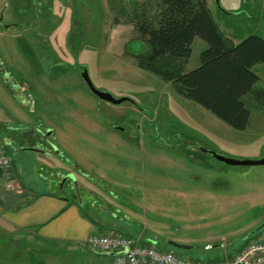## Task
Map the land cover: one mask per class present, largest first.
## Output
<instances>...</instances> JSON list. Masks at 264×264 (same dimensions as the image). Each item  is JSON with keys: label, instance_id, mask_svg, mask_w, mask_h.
Wrapping results in <instances>:
<instances>
[{"label": "rangeland", "instance_id": "obj_1", "mask_svg": "<svg viewBox=\"0 0 264 264\" xmlns=\"http://www.w3.org/2000/svg\"><path fill=\"white\" fill-rule=\"evenodd\" d=\"M30 1L0 0L2 23L27 25L0 28V145L18 180L35 190L50 185L71 198L90 196L81 187L86 182L99 202L121 212L135 240L142 235L143 243L202 262H217L213 253L263 237L264 164L230 165L192 146L231 159L262 157L264 101L244 95L250 119L235 130L137 67L135 58L149 46L132 16L140 7L153 13L154 0H137L138 6L136 0ZM206 5L234 42L251 34L264 38V0ZM205 48L195 37L184 72L199 65ZM80 66L96 89L134 103L99 100L85 86ZM252 70L259 77L254 88L264 89V64ZM28 128L50 131L55 153L42 157L2 142L9 130L24 134ZM65 171L75 176L77 189L56 182Z\"/></svg>", "mask_w": 264, "mask_h": 264}, {"label": "trees", "instance_id": "obj_2", "mask_svg": "<svg viewBox=\"0 0 264 264\" xmlns=\"http://www.w3.org/2000/svg\"><path fill=\"white\" fill-rule=\"evenodd\" d=\"M153 6V13L140 7L132 16L134 29L149 46L146 54L135 58L136 66L170 82L178 94L233 129L244 130L250 112L243 96L252 93L264 101V89L254 88L259 77L252 70L264 64V38L251 34L234 42L220 30L206 0H154ZM195 37L206 48L199 65L184 72Z\"/></svg>", "mask_w": 264, "mask_h": 264}, {"label": "crops", "instance_id": "obj_3", "mask_svg": "<svg viewBox=\"0 0 264 264\" xmlns=\"http://www.w3.org/2000/svg\"><path fill=\"white\" fill-rule=\"evenodd\" d=\"M12 171L15 186L10 190L0 176V264H112L113 255L91 251L85 241L106 231L129 235L118 209L99 202L101 197L83 186L86 182L81 187L90 196L71 198L47 184L39 190L25 186ZM226 252L212 255L221 259Z\"/></svg>", "mask_w": 264, "mask_h": 264}, {"label": "built area", "instance_id": "obj_4", "mask_svg": "<svg viewBox=\"0 0 264 264\" xmlns=\"http://www.w3.org/2000/svg\"><path fill=\"white\" fill-rule=\"evenodd\" d=\"M10 167L9 157L0 148V176L4 179L6 189L15 186ZM86 246L95 252L114 253L112 264H264V236L249 241L230 255L225 254L217 262H202L180 256L172 250H161L112 231L90 235Z\"/></svg>", "mask_w": 264, "mask_h": 264}, {"label": "flooded vegetation", "instance_id": "obj_5", "mask_svg": "<svg viewBox=\"0 0 264 264\" xmlns=\"http://www.w3.org/2000/svg\"><path fill=\"white\" fill-rule=\"evenodd\" d=\"M35 2H36V0H32L29 2V4H32ZM26 26H27L26 23L25 24H23V23L19 24L15 21L10 22V23H2V18L0 16V28L1 29H3V28L24 29V28H26ZM58 63L61 64L62 62H58ZM81 70H82V67L80 66L78 72L80 73ZM27 130H28V132L24 133V134L23 133H16L15 134V133L11 132L10 134H7L2 138V142L8 146H12L14 151H18V149H20V150L30 149V150H34L37 154H39L42 157L53 155L55 153L56 145H55V142L53 141V139L51 137L52 134H50V131L47 132L48 130L46 128L44 130L37 129L39 131H35V129H31V128H28ZM30 138L34 139L35 143H33V141L29 140ZM192 148L194 150H197L199 152H204V153L205 152L209 153V150H210V149H208V147H205L199 143L192 146ZM58 171H60V170H58ZM55 172H57V171H55ZM58 174L59 175H57L56 182L61 187H63L64 185L67 184L70 186V188H72V183H71L72 181L70 178L67 177V175L71 174V172L65 171V172H59ZM65 177H67V178L65 179ZM72 189L75 190L74 188H72Z\"/></svg>", "mask_w": 264, "mask_h": 264}, {"label": "water", "instance_id": "obj_6", "mask_svg": "<svg viewBox=\"0 0 264 264\" xmlns=\"http://www.w3.org/2000/svg\"><path fill=\"white\" fill-rule=\"evenodd\" d=\"M215 1V4L221 9L220 5H219V0H214ZM80 76L83 80V82L85 83V85L87 86L88 90L94 95L96 96L99 100L101 101H106V102H109V103H112V104H120L124 101H130L132 103H134V101L129 98V97H119V98H116L114 96H112L109 92H106V91H101V90H98L94 87V85L92 84V81L88 75V71H87V68L85 66H82V70L80 72ZM209 153L216 159L222 161V162H225L227 164H230V165H242V166H253V165H261V164H264V156L263 157H260L258 159H231V158H227L221 154H218V153H215L213 152L212 150H209ZM68 178L71 179V183H72V188L74 189H77L78 185L76 183V178L73 174H68L67 175ZM65 177V179L67 178ZM169 244L175 248H178V249H187L189 248L188 246H185V245H181V244H178L176 242H169Z\"/></svg>", "mask_w": 264, "mask_h": 264}]
</instances>
